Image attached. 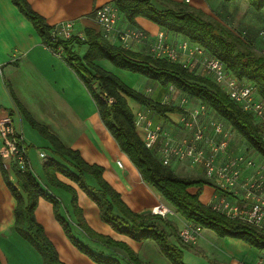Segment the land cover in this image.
Masks as SVG:
<instances>
[{
  "label": "trees",
  "instance_id": "1",
  "mask_svg": "<svg viewBox=\"0 0 264 264\" xmlns=\"http://www.w3.org/2000/svg\"><path fill=\"white\" fill-rule=\"evenodd\" d=\"M10 1L31 23L42 44L54 54L60 53L78 76L92 97L101 122L119 150L137 169L141 180L154 188L187 224L210 230L220 238L240 240L264 255L263 230L212 211L199 201L200 190L203 186L210 185L206 180L176 175L168 167H163L153 153L144 147L135 129L134 115L128 100L159 118H165L167 114H182L184 111L170 104L156 102L135 91L113 73L97 65L96 61L106 60L118 69L138 74L162 87L172 86L189 100L203 104L241 140L244 150L255 152L264 160V143L260 138L255 116L243 112L210 78L195 74L176 62L111 44L100 32L92 29H86L82 38L72 36L63 40L53 35L54 28L34 12L26 0ZM236 1L246 2L255 12L264 10V0H222L224 3ZM109 3L115 6L118 16H122L130 25H135V20L142 18L168 34L179 36L200 47L208 56L217 59L238 81L251 84L256 96L264 100V55L242 51L228 30L215 28L200 12L187 10L181 5L158 6L155 0H111ZM72 43L87 47L82 57L69 48ZM22 115L30 127L50 145L52 156H46L42 164L43 186L61 189L71 196L74 223L82 235L91 241L125 251L130 264H142L125 244L112 241L89 229L77 206L75 190L60 182L57 175H62L84 192L97 206L100 220L114 232L138 243L153 241L171 264H185L181 250L169 239L170 234L155 223L159 216L132 212L103 178V168L86 163L78 151L66 148L45 126L36 123L26 112H22ZM13 174L14 182H11L7 173L2 170L5 184L16 202L13 212L14 231L40 255L43 264L64 263L59 260L54 246L34 218L39 199L52 204L56 221L80 253L96 264H119L115 259L103 257L75 238L69 221L60 214L59 201L46 192L32 171L13 170ZM87 177L93 180V186L87 183ZM190 189H197V192L190 194Z\"/></svg>",
  "mask_w": 264,
  "mask_h": 264
},
{
  "label": "crops",
  "instance_id": "2",
  "mask_svg": "<svg viewBox=\"0 0 264 264\" xmlns=\"http://www.w3.org/2000/svg\"><path fill=\"white\" fill-rule=\"evenodd\" d=\"M26 1L34 12L42 16L52 28L55 29L60 24L70 22L73 25V36L82 38L86 29L100 32L94 22L93 12L111 0ZM155 3L158 6L183 4L182 0H155ZM215 3L219 4L215 12L218 20L223 19L221 24L226 25L228 29L233 27V33L245 44L252 45L253 48L264 53V39H262L264 38V10L255 12L244 1L224 3L222 0H216ZM130 29L141 30L146 35V39L139 42L129 41L124 45L119 41L118 34ZM159 33L164 34V41L168 45L170 43L177 45L185 40L168 34L145 19L137 18L135 25H130L119 15L114 39L110 43L124 46L136 53L151 55ZM259 43L262 48L255 46ZM69 48L80 57L87 50L85 45L75 43L70 44ZM100 61H96V64L98 65ZM143 88L144 91L141 93L156 102L162 103V100H177L178 98L182 106H174L182 110L193 108V104L198 105L195 101L181 99L182 97L178 96L181 93L177 90L168 94V87H162L148 79L144 80ZM130 103L128 100L132 113H134L133 110L135 112L144 111L154 125H160L170 137L178 139L182 136L179 124L181 114H167L165 118H159L153 112ZM22 112L29 114L36 123L45 126L66 148L78 151L86 163L103 168V178L120 195L122 201L132 212L147 215L158 204L166 206L171 214L158 218L155 223L170 234L169 239L175 245L184 248V250L180 249L182 254L191 250L198 255V258H194L197 256L190 255L189 251L186 252L191 264L198 263V259L201 258L205 264H253L261 256L258 251L240 240L220 238L212 231L205 229L202 230L196 244L187 246L180 243L178 232L187 224L186 221L164 201L154 188L141 180L137 169L119 150L101 122L89 92L65 60L42 44L31 23L20 14L10 0H0V115L4 113L11 115L14 129L24 142L26 120ZM209 116L215 118L211 113ZM168 120L172 123L167 122ZM138 135L140 136V133ZM49 147L48 144V149ZM242 148L241 140L233 134L229 152L240 153L243 152ZM28 161L38 182L46 192L59 201L60 213L64 211L68 214V218H64L72 223L74 218L71 216V196L61 189L44 187L43 173H38L39 164L36 158L28 156ZM43 162L44 160H42L41 168ZM171 166L175 167V170ZM1 169L0 165V264H43L40 255L14 231L13 212L16 202L5 184ZM169 169L183 178H203L201 168L192 166L188 162L173 161ZM6 173L9 180L14 182L13 171ZM57 178L75 190L77 206L91 231L112 241L125 244L142 264H171L153 241L138 243L114 232L109 225L100 220L97 206L84 192L62 175H57ZM87 183L90 186L94 185L91 178L87 180ZM196 192L197 189L189 190L190 194ZM214 195L213 187L205 185L200 190L199 201L207 205ZM34 218L42 226L45 236L54 246L62 263L96 264L80 253L67 239L54 217L51 203L39 199L34 210ZM74 224L73 222V226ZM75 229L79 232L76 227ZM73 235L78 239L75 233ZM109 250L110 253H121L117 251L118 248L110 247ZM96 252L103 253L104 251L100 249Z\"/></svg>",
  "mask_w": 264,
  "mask_h": 264
},
{
  "label": "built area",
  "instance_id": "3",
  "mask_svg": "<svg viewBox=\"0 0 264 264\" xmlns=\"http://www.w3.org/2000/svg\"><path fill=\"white\" fill-rule=\"evenodd\" d=\"M182 1L186 4L190 2ZM93 18L102 37L111 42L118 20L115 6L108 3L95 9ZM72 28L70 22L60 24L53 30V35L68 40L73 36ZM118 38L125 45L129 41H143L146 35L139 29H130L120 32ZM151 55L176 62L192 72L194 65L198 64L202 68L201 76L210 78L243 112L255 116L260 138L264 143V100L256 98L251 84L238 81L217 59L206 55L203 49L186 40L174 46L168 45L163 33L156 36ZM174 90L172 86H168V94L174 93ZM183 111L179 118L182 136L178 139L170 137L160 125H154L146 112L133 113L134 126L137 133H140L144 147L153 153L163 167L169 168L176 161L188 162L201 168L203 179L215 192L206 206L229 219L264 231L263 163L256 165L249 151L244 149L236 154L229 152L233 133L203 104ZM209 113L215 118L210 117ZM38 157L45 160L46 154L38 153ZM0 165L5 172L31 171L26 146L16 133L12 117L8 113L0 115ZM150 214L164 218L171 211L158 204L151 209ZM201 232L200 227L186 224L178 232L179 242L192 246L196 244ZM253 264H264V255Z\"/></svg>",
  "mask_w": 264,
  "mask_h": 264
},
{
  "label": "rangeland",
  "instance_id": "4",
  "mask_svg": "<svg viewBox=\"0 0 264 264\" xmlns=\"http://www.w3.org/2000/svg\"><path fill=\"white\" fill-rule=\"evenodd\" d=\"M215 1L216 0H190V2L188 4L183 3V4H180V5L186 7L187 10L200 12L204 16V18L206 20H208L209 22H211L214 25L215 28L220 29V27H222V28L228 30L231 33V35L237 40V43H238V45H239V47H240V49L242 51L250 52L253 55H258V56L264 55L263 52H260L261 50H258L255 47L253 48L252 45L250 46L249 44H245L244 41H242L240 37L235 35L233 33L234 32V28L233 27H231L230 28L231 30H230V29H228L226 27V25L224 26L223 24H221L223 19L222 20H218L219 18L216 16L217 14H216L215 11L217 10V6H219V4L215 3ZM225 20H227V19H225ZM262 39H264V38L262 37ZM179 43H181V42H179ZM179 43H177V44H179ZM170 46H174V43L173 44L170 43ZM255 46H258V47L260 46V48H262L261 47V43L256 44ZM180 58L183 59V56L180 55ZM98 65L100 67H102L103 69L108 70L111 73H113L124 84H126L128 87L134 89L135 91L136 90L138 92H143L144 91V88H143L144 87V80H146L144 77H142V76H140L138 74L130 73V72L122 70V69H118V68L114 67L113 65H111L106 60H101ZM193 72L195 74H199V75L203 73L202 72V68L198 64L194 65V71ZM146 91L147 90L145 88V92ZM178 96L182 97L181 99H186V101H189V99L186 96H183L181 94H178ZM162 101H163L162 102L163 104H170V105H173V106L174 105L182 106V104L178 100V98H177V100H175V99L174 100L167 99V100H162ZM130 102H131L130 103L131 105H132V103L135 104L132 101H130ZM196 106H197V104H193V107H196ZM133 112H134V114L136 113L134 110H133ZM167 122L172 123L171 120H168ZM24 137H25L24 142H25V146H26V152L28 153L29 158H30V156H32V157L34 156L36 158V162L39 164L38 173L40 174L42 172V168H41L42 160L39 159L38 153L42 152V153H45L46 156H50L51 152L48 149V143H47V141L45 139H43L38 134L37 131H35L33 128H31L30 125L27 122L25 123V136ZM243 149H244V147L242 148V151H243ZM249 153L252 156V158L255 161V163H257L256 165H258L259 162H262L263 163V167H264V160L260 159L259 155H257L255 152H252V151H249ZM172 168L175 170V167H172ZM89 179H90V177L86 178V180H89ZM68 203L66 205H68ZM61 212L62 213H60V214H61L62 217L68 218V214H66L64 211H61ZM71 216H73V213H71ZM72 221L74 222V220H72ZM73 222L72 223L69 222V225L71 227L72 233H75L76 236H78V239L80 241L84 242L91 250L96 252V251H99L100 249H102V251H104L103 253H101L103 257L113 258L119 264H130L129 260H128V257H127V254H126L125 251H123V250L118 248L119 250H117V251H120L121 252L120 254L119 253H114V252H111V253L108 252V251H110L109 250L110 249L109 246L103 245V244L101 245V243H97L95 241H91L88 238H84V235H82L81 233L76 231V229H75L76 226H73ZM205 230H207V229H205ZM178 248L179 249L182 248V250H184L183 247L180 248L178 246ZM182 250H181V252H182ZM188 251H189L190 255L197 256V257H194V258H198V255H195L191 250H188ZM188 251H186V252H188ZM186 252H184V254H182V260H183V262L185 264H191L188 261V257H187L188 255L186 254ZM262 253H264V252H262ZM201 259H198V263H196V264H205V263L202 262Z\"/></svg>",
  "mask_w": 264,
  "mask_h": 264
}]
</instances>
